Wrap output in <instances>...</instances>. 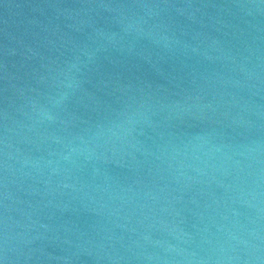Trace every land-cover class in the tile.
<instances>
[{"label":"water","instance_id":"95a60500","mask_svg":"<svg viewBox=\"0 0 264 264\" xmlns=\"http://www.w3.org/2000/svg\"><path fill=\"white\" fill-rule=\"evenodd\" d=\"M0 264H264V0H0Z\"/></svg>","mask_w":264,"mask_h":264}]
</instances>
